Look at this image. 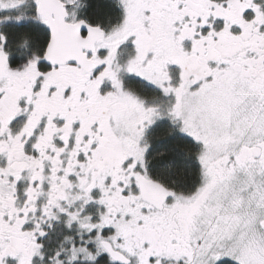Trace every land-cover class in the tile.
<instances>
[{
    "label": "snow or ice",
    "instance_id": "6c2138e0",
    "mask_svg": "<svg viewBox=\"0 0 264 264\" xmlns=\"http://www.w3.org/2000/svg\"><path fill=\"white\" fill-rule=\"evenodd\" d=\"M0 264H264V0H0Z\"/></svg>",
    "mask_w": 264,
    "mask_h": 264
}]
</instances>
